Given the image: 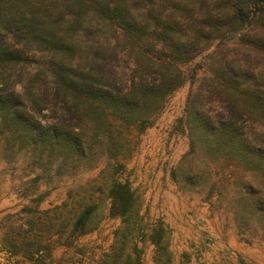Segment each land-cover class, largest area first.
I'll list each match as a JSON object with an SVG mask.
<instances>
[{"label":"trees","instance_id":"16d2710c","mask_svg":"<svg viewBox=\"0 0 264 264\" xmlns=\"http://www.w3.org/2000/svg\"><path fill=\"white\" fill-rule=\"evenodd\" d=\"M186 84L189 151L174 182L193 187L213 161L264 219V0H0L3 134L59 167L88 160L105 137L116 157L124 130L143 133ZM109 198L131 232L134 192L114 182ZM66 205L34 220L49 223ZM96 209H78L55 233L71 227V245L93 230ZM24 234L18 227L19 246L3 243L38 263L49 249Z\"/></svg>","mask_w":264,"mask_h":264},{"label":"rangeland","instance_id":"374dc122","mask_svg":"<svg viewBox=\"0 0 264 264\" xmlns=\"http://www.w3.org/2000/svg\"><path fill=\"white\" fill-rule=\"evenodd\" d=\"M189 89L186 84L175 92L143 133L124 130V138L116 140L117 149L123 146L116 157L109 155L105 137L95 155L75 166L59 167L33 153L3 134L0 125V264H264V219L242 207L227 172L222 175L208 160L209 172L193 187L173 180L189 151L179 123ZM114 182L129 185L137 198L131 232L122 219L110 216ZM64 204L49 223L35 221L37 213ZM86 205L97 207L93 230L65 245L71 227L61 235L56 230L72 223ZM18 227L48 247L38 263L3 243L15 239L19 246Z\"/></svg>","mask_w":264,"mask_h":264}]
</instances>
